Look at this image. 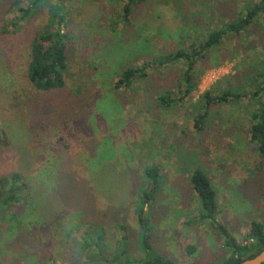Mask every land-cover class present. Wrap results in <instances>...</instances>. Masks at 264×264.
Here are the masks:
<instances>
[{"label": "rangeland", "instance_id": "1", "mask_svg": "<svg viewBox=\"0 0 264 264\" xmlns=\"http://www.w3.org/2000/svg\"><path fill=\"white\" fill-rule=\"evenodd\" d=\"M12 1L0 0V33L9 35L0 37V174L16 170L34 195L0 221V264H73L71 243L55 228L65 225L70 208L62 191L78 196L84 189L82 205L92 202L99 213L119 209L122 200L133 204L135 196H123V187L95 189L92 157L96 168L115 161L116 181L129 170V191L144 166L159 167L152 244L174 264H214L227 255L214 226L200 219L190 183L196 167L217 193V220L238 243L247 241L254 222L264 224V160L250 131L253 90L247 87L248 95L239 92L238 99L229 93L264 60V14L246 31L200 50L211 33L245 17L260 0H65L63 11L51 0L22 21L20 10L32 0L10 9ZM59 28L67 43L65 88L35 94L24 77L28 41ZM178 51L198 55L159 66L158 58ZM191 64L194 88L184 95ZM129 67L144 69L142 78L118 87ZM205 94L227 100L209 105ZM161 96L177 102L162 105ZM205 112V127L197 132L195 117ZM54 166L65 173L58 183ZM121 209L114 218L127 220L134 236L132 206ZM189 246L197 249L193 255Z\"/></svg>", "mask_w": 264, "mask_h": 264}, {"label": "trees", "instance_id": "2", "mask_svg": "<svg viewBox=\"0 0 264 264\" xmlns=\"http://www.w3.org/2000/svg\"><path fill=\"white\" fill-rule=\"evenodd\" d=\"M23 0H13L10 4V9L20 7ZM60 5L57 11H63V3L65 0H58ZM143 0H131V3L141 2ZM51 0H32L31 5L20 10L22 16L18 21L28 17L35 8H40L43 5H51ZM136 3V4H137ZM50 22L54 25V6L50 10ZM56 14V13H55ZM264 14V0H260L257 4L247 10L245 17H240L234 22L224 26L221 30L211 33L205 40L200 50L207 51L213 46L221 43L225 34L232 33L237 35L247 30L252 22ZM17 21V22H18ZM59 24H62L60 19ZM7 32L0 33V37H8ZM2 39V38H0ZM66 36L59 29L47 30L39 32L31 37L28 41V51L26 53L24 77L29 86V90L35 94H50L54 91H59L65 88L64 74L66 70ZM198 54H187L183 51H178L175 54L158 58L159 66L170 63H176L184 59H195ZM193 65L186 72L184 79L187 85V90L184 95L189 94L194 88L192 85ZM144 74V69L129 67L124 69L118 79V87L130 88L137 80H140ZM243 85L231 86L230 94H233L235 99H238L237 93L245 92L248 95L246 88L250 87L251 98L255 102L254 111L251 113L252 126L251 135L259 145V153L264 160V60L252 66L251 72L244 75ZM233 92V93H232ZM206 103L211 104L212 101H226V96L209 97L205 94ZM20 102V101H19ZM18 102V103H19ZM162 105H169L171 102H177L169 97H160ZM207 112L197 114L194 123L197 132H201L205 127ZM97 157H92L90 167L93 184L97 191L114 190L116 187H123L125 191L123 196L130 194V199L135 196V201L122 200V204L115 205L119 209L109 208L107 211L99 213L95 210L94 204L89 202L87 205H82L87 201V194L84 189L75 196L71 192H61L67 195L64 200V205L69 206L65 225L61 222L55 227L63 233L67 241H70V249L72 251L73 264H174L171 260L160 255L152 244L154 236V223L152 211L157 204L158 194L161 190L162 176L157 165H147L142 168L141 176L136 175V185L134 191H129L130 179L129 170L116 181L114 170L116 171L115 161L109 159L98 162L99 167L96 168L95 162ZM94 163L93 165H91ZM95 168V169H94ZM57 166H54V183L59 181V178L65 176V173L57 171ZM100 171L98 172V170ZM116 173V172H115ZM68 175V174H67ZM135 178V179H136ZM139 179V181H138ZM190 183L193 192L200 203L201 216L200 219L208 221L214 226L219 237L224 241V247L227 255L214 264H240L246 259H250L258 255L264 250V224L254 222L252 224L249 237L245 243H238L232 236L228 227L217 220L218 204L217 193L208 178L206 172L196 167L191 175ZM90 184V183H89ZM132 187V186H131ZM130 187V188H131ZM26 194H24V192ZM101 193V192H100ZM33 191L30 181H27L22 174L16 170L4 172L0 174V221L13 208L24 207L25 204L33 202ZM59 195V192H58ZM64 197V196H63ZM54 198L56 196L54 194ZM132 206L135 235L132 234L127 220L114 218L116 213H121L122 207ZM16 215V214H14ZM2 228L0 223V239ZM135 250L133 251V249ZM196 247L189 246L187 251L190 255L196 252ZM141 255V257H140Z\"/></svg>", "mask_w": 264, "mask_h": 264}, {"label": "water", "instance_id": "3", "mask_svg": "<svg viewBox=\"0 0 264 264\" xmlns=\"http://www.w3.org/2000/svg\"><path fill=\"white\" fill-rule=\"evenodd\" d=\"M240 264H264V250L255 257L246 259Z\"/></svg>", "mask_w": 264, "mask_h": 264}]
</instances>
